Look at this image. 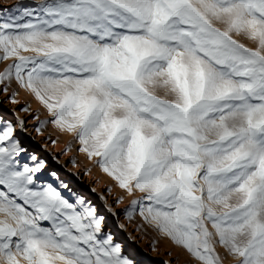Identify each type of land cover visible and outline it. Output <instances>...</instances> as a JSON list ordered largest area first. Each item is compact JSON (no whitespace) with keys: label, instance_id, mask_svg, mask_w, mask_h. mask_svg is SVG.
I'll use <instances>...</instances> for the list:
<instances>
[{"label":"snow or ice","instance_id":"6c2138e0","mask_svg":"<svg viewBox=\"0 0 264 264\" xmlns=\"http://www.w3.org/2000/svg\"><path fill=\"white\" fill-rule=\"evenodd\" d=\"M0 52L16 60L0 84L30 90L120 188L146 194L129 218L138 206L199 264H223L217 243L264 264V0H44L0 22ZM14 132L0 126V264H132L96 208L38 183L44 161L18 165Z\"/></svg>","mask_w":264,"mask_h":264},{"label":"rangeland","instance_id":"374dc122","mask_svg":"<svg viewBox=\"0 0 264 264\" xmlns=\"http://www.w3.org/2000/svg\"><path fill=\"white\" fill-rule=\"evenodd\" d=\"M43 2L44 0H0V22L18 17L25 10L33 11L34 15L38 14ZM27 19L29 18L25 17V20ZM217 26L225 27L222 24ZM233 36L249 48L257 47L255 41L243 34ZM22 54L35 55L31 52ZM2 55L0 52V56ZM14 63L15 58L0 60V73ZM6 86L8 91L3 90ZM14 93L15 101L12 99ZM157 94L167 99L173 98L165 95L162 90H158ZM24 107H29V111H23ZM37 116L39 119H36ZM52 119L47 108L35 95L23 88L14 78L10 82L0 84V126L7 122L15 128L14 138L24 149L16 157L19 166L27 164L33 167L35 162L30 159L32 156H36L38 161H44L45 168L36 175L38 183L51 184L70 201L82 198L86 204L96 208L98 214L105 218L103 231L112 235L113 243L121 246L122 256L132 264H199L186 249L148 225L139 215L138 206L133 217L129 218L127 212L133 208V201L140 200L146 194L138 190L129 194L120 188L118 183L103 171L98 162L100 158H90L86 152L81 151L82 145L76 134L61 130L50 122ZM18 120L25 121L23 129ZM45 120L49 123L37 131L40 123ZM63 185H67V188ZM232 202L235 203V200ZM213 207L222 211L220 206ZM209 229L214 232L210 223ZM145 244L150 248V253L132 255L137 246ZM216 250L222 257L223 264H239L240 258L231 256L219 243L216 244Z\"/></svg>","mask_w":264,"mask_h":264},{"label":"bare ground","instance_id":"6f19581e","mask_svg":"<svg viewBox=\"0 0 264 264\" xmlns=\"http://www.w3.org/2000/svg\"><path fill=\"white\" fill-rule=\"evenodd\" d=\"M147 253H150V248L145 244L143 246H137V248H135L134 253L132 255L147 254Z\"/></svg>","mask_w":264,"mask_h":264}]
</instances>
